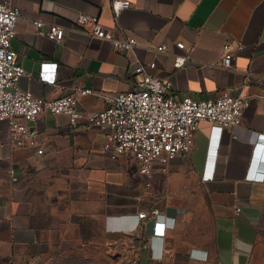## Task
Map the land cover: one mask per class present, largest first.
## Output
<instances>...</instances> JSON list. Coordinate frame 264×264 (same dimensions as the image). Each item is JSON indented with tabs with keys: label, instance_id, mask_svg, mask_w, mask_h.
Masks as SVG:
<instances>
[{
	"label": "crops",
	"instance_id": "crops-1",
	"mask_svg": "<svg viewBox=\"0 0 264 264\" xmlns=\"http://www.w3.org/2000/svg\"><path fill=\"white\" fill-rule=\"evenodd\" d=\"M110 1L10 0L20 13L11 42L25 71L19 88L45 100L72 88L89 90L77 109L99 113L109 97L134 87L138 62L155 63L150 74L172 82L169 96L175 100L215 99L228 92L249 96V106L240 127L222 133L212 179L201 180L206 161L213 160L207 155V123L199 124L190 154L166 168L198 177V206L192 197L172 196L171 187L153 196L150 177L158 171L141 175L126 155L110 161L103 153V133L85 119L72 128L68 116L43 113L34 123L32 145L22 148L13 147L7 122L0 121V264H31L84 250L93 254L99 234L122 239L134 253L152 231L139 225L137 214L151 209L159 211L168 229L153 241V257L141 255L140 264H162L166 258H182L185 264H264V149L254 158L255 145L264 148V0H125L130 7L116 19ZM81 14L97 17L104 29L134 38L140 47L134 53L112 51L107 42L77 30ZM38 21L45 29L62 27V40L52 41L37 28ZM178 41L185 50L175 47ZM226 41L234 49L243 47L233 54L236 71L212 66ZM163 44L168 53H155ZM172 54L186 55V65L174 69ZM43 63L57 65L54 85L39 81ZM245 73L251 82L244 83Z\"/></svg>",
	"mask_w": 264,
	"mask_h": 264
},
{
	"label": "built area",
	"instance_id": "built-area-1",
	"mask_svg": "<svg viewBox=\"0 0 264 264\" xmlns=\"http://www.w3.org/2000/svg\"><path fill=\"white\" fill-rule=\"evenodd\" d=\"M130 3L125 0H111L110 8L113 18ZM20 13L14 9L10 0H0V121H6L10 141L14 148L32 145L37 131L34 123L43 113L66 115L70 126L75 128L81 119H85L89 127L99 129L104 135L103 153L110 161H116L122 156L133 158L141 175L150 176L156 171H164L176 159L184 158L194 147V136L200 123L209 125V142L207 155L213 160L206 161L201 180L213 178L217 149L221 135L225 130L240 127L242 115L248 108L250 97L245 94L232 96L222 93L215 99L194 100L189 96L175 100L169 96L172 82L160 79L149 71L156 68L155 63L147 67L138 62L132 74L139 79L134 87L125 92H118L107 99V105L99 113L82 114L77 109L79 97L92 94L89 90L72 88L66 95L55 99L45 100L33 95L31 91L19 88V80L25 75L24 69L17 61V54L12 49L15 27ZM37 28L46 31V35L55 42L62 40L64 29L36 22ZM77 30L90 38L107 42L114 52L134 53L139 43L134 38L118 37L104 29L97 17L78 15ZM179 51L185 50L182 41L175 42ZM243 47L233 48L230 41L223 46L219 62L213 67L224 70H234L232 66L234 51ZM155 53H168L165 44L155 47ZM172 67L183 68L188 57L182 54H172ZM56 64L40 66L38 79L47 85L56 82ZM244 83L252 81L249 73H245ZM264 140L263 136H260ZM215 147L212 151L211 147ZM263 146L258 143L254 147V158L261 155ZM39 154L42 150L38 151ZM213 162V163H211ZM238 211V210H236ZM139 225H150L152 231L140 242L132 253V257L123 264H138L143 254L153 257L154 240L165 237L167 227L157 209L137 214Z\"/></svg>",
	"mask_w": 264,
	"mask_h": 264
},
{
	"label": "rangeland",
	"instance_id": "rangeland-1",
	"mask_svg": "<svg viewBox=\"0 0 264 264\" xmlns=\"http://www.w3.org/2000/svg\"><path fill=\"white\" fill-rule=\"evenodd\" d=\"M185 165V162L182 164ZM167 169L164 171H159L158 175L151 176L152 187H153V196L160 197L163 194L161 189L163 187H169L175 189V193L172 196H175L177 199H186L192 197L198 206L202 201L201 196V184L198 180V177L191 172H186V174H172L167 172ZM191 170V169H190ZM172 174V175H171ZM149 178V176H147ZM154 180V181H153ZM155 201H158L155 199ZM97 244V245H96ZM94 243L93 246L97 247V250H92L93 254L85 253L86 250L81 253L72 254L70 252L65 253L63 256H56L51 259H39L38 261L31 264H64V261L75 260L78 261L77 264H84L85 260L90 264H123L126 263L131 257L132 253L129 249H126V244H124L122 239L107 238L101 234L98 236V242ZM125 245V246H124ZM77 256V257H75ZM88 258H86V257ZM141 261V260H140ZM138 261V264H140ZM162 264H185L182 258L172 259L166 258L162 261Z\"/></svg>",
	"mask_w": 264,
	"mask_h": 264
},
{
	"label": "trees",
	"instance_id": "trees-1",
	"mask_svg": "<svg viewBox=\"0 0 264 264\" xmlns=\"http://www.w3.org/2000/svg\"><path fill=\"white\" fill-rule=\"evenodd\" d=\"M77 257V256H75ZM89 259L85 260V263L84 264H90V262L88 261ZM64 264H77L78 261L76 262L75 260H71V261H64L63 262Z\"/></svg>",
	"mask_w": 264,
	"mask_h": 264
}]
</instances>
